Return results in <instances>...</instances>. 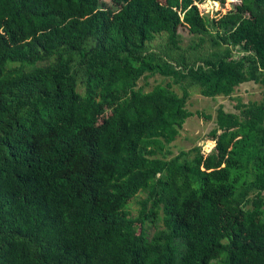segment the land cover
<instances>
[{
	"label": "trees",
	"instance_id": "1",
	"mask_svg": "<svg viewBox=\"0 0 264 264\" xmlns=\"http://www.w3.org/2000/svg\"><path fill=\"white\" fill-rule=\"evenodd\" d=\"M201 1L0 0V264H264V100L217 106L206 153L163 157L193 114L186 86L264 88V0L218 17ZM179 26L218 48L204 67L144 51L160 33L174 48ZM154 73L180 94L136 87Z\"/></svg>",
	"mask_w": 264,
	"mask_h": 264
},
{
	"label": "rangeland",
	"instance_id": "2",
	"mask_svg": "<svg viewBox=\"0 0 264 264\" xmlns=\"http://www.w3.org/2000/svg\"><path fill=\"white\" fill-rule=\"evenodd\" d=\"M106 2V1H105ZM236 1L223 0L220 3L216 0H203L198 3L197 6L201 13H205L208 16L222 13L223 11L232 9L233 4ZM229 9V10H230ZM213 31V28H209ZM178 39L177 44L174 48H170L167 44L166 35L164 33L156 34L152 40L145 43L144 51L146 53L154 54L159 60L166 61L169 65L177 70L185 72L187 68L204 67V62L200 59L201 57H208V54L217 50V47L209 45L208 35H203L202 42L195 46L194 44L198 41V37L191 35L187 32L185 27L179 26L177 29ZM243 52L238 51L237 48L230 50V56L233 59H237L242 55ZM179 57H184L185 65L177 63ZM51 61V58H46L42 61L37 62L38 64H46ZM73 73L76 76L75 90L82 94L83 86L81 84V67L75 66ZM171 77L162 76L154 73L147 75L146 77H140L136 82V87H140L143 91L149 90L155 84L170 83V87L177 94L181 92V83H173ZM188 96L185 102V108L193 113L191 116L185 118L183 124L178 129L177 135L172 141L165 144L163 147V157L165 159L172 157L179 151H185L186 157L190 158L194 149L198 148L200 153H206L204 149L208 146L207 142L210 141L208 132L214 127L213 117L217 106H221L223 110L237 113V106L246 104L249 102H262L264 100V88L257 82L251 80H245L238 85L234 86L232 91L227 96L216 95L214 97H205L199 94V87L195 84L186 86ZM210 115V119H203L196 116L195 112ZM145 193L139 191L128 200L126 204V210L129 217H135L137 214L138 206L137 200L143 198ZM264 200V190L262 191ZM160 215V212H159ZM162 227L161 221L158 220L155 224L145 223L144 228L148 236H151L156 230ZM211 264H217V260L211 261Z\"/></svg>",
	"mask_w": 264,
	"mask_h": 264
},
{
	"label": "built area",
	"instance_id": "3",
	"mask_svg": "<svg viewBox=\"0 0 264 264\" xmlns=\"http://www.w3.org/2000/svg\"><path fill=\"white\" fill-rule=\"evenodd\" d=\"M202 1H203V0H202ZM202 1H201V2H202ZM216 1H217V3H218V0H216ZM233 1L238 2L237 0H233ZM193 3H194V5H196V7H197V9H198V11H199V14H205V13H201L200 10H199V8H198V6H197V4L200 3V2H193ZM229 9H230V8H228V10H229ZM228 10H226V11H228ZM226 11H223L222 13L218 14L217 16L210 15L209 17H218L219 15L225 13Z\"/></svg>",
	"mask_w": 264,
	"mask_h": 264
}]
</instances>
